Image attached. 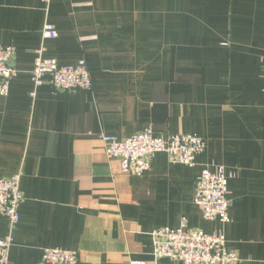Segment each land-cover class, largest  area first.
I'll use <instances>...</instances> for the list:
<instances>
[{
  "label": "crops",
  "instance_id": "obj_1",
  "mask_svg": "<svg viewBox=\"0 0 264 264\" xmlns=\"http://www.w3.org/2000/svg\"><path fill=\"white\" fill-rule=\"evenodd\" d=\"M45 22L57 37L41 45ZM0 44L16 74L0 97V179L20 174L19 221L0 218L10 264H35L45 249L78 264L154 262L151 234L222 233L237 264H264V0H0ZM59 65L83 60L88 91L35 88V50ZM197 135L193 167L155 154L141 177L107 158L118 141ZM224 166L230 222L204 221L195 182Z\"/></svg>",
  "mask_w": 264,
  "mask_h": 264
},
{
  "label": "built area",
  "instance_id": "obj_2",
  "mask_svg": "<svg viewBox=\"0 0 264 264\" xmlns=\"http://www.w3.org/2000/svg\"><path fill=\"white\" fill-rule=\"evenodd\" d=\"M47 10L50 0H41ZM57 37L55 27L45 22L41 31V45ZM35 50L31 70V81L35 88L46 82L58 92L71 93L88 91L91 88L90 74L83 60L74 65H59L56 60L43 56V46ZM14 49L0 44V97L9 92V82L15 76L10 66ZM107 158L119 162L123 174L141 177L149 169V161L155 154H164L171 164L193 167L197 157L203 152L205 143L197 135L176 134L169 138H156L151 129H145L129 138L118 141L112 136H100ZM229 176L222 165L206 166L195 182L193 204L199 209L204 221L230 222L228 209ZM21 175L0 179V218L5 219L10 228L19 221L18 208L23 200L19 185ZM152 258L154 262L167 259L178 264H237L235 252L227 248L222 233L206 234L190 230L183 220L177 229L158 228L151 234ZM11 238L0 240V264H10L9 248ZM35 264H78L74 252L59 249L43 250ZM131 264H143L133 262Z\"/></svg>",
  "mask_w": 264,
  "mask_h": 264
}]
</instances>
